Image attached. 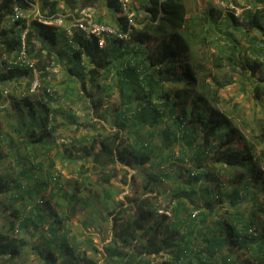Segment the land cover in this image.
Masks as SVG:
<instances>
[{
    "label": "trees",
    "instance_id": "trees-1",
    "mask_svg": "<svg viewBox=\"0 0 264 264\" xmlns=\"http://www.w3.org/2000/svg\"><path fill=\"white\" fill-rule=\"evenodd\" d=\"M97 1L0 0V83L31 75L30 68L14 63L4 70V64L17 57L24 31L27 56L44 83L38 97L15 100L14 105L20 106L9 131L0 132V264H26L29 253L39 260L31 264H97L89 255L99 252L95 244L87 237V249H79L82 240L71 232L66 209H55L61 196L54 190L58 176L42 172L45 160L52 163L51 157L44 156L55 145L51 135L57 128L58 112L45 100L51 96L44 79L52 46L59 38L67 42L68 70L75 74L79 69L83 89L87 81L95 89L106 88L100 79L113 78L119 90V100L110 111V126H118L115 132L106 131L101 123L87 122L84 126L94 130L88 144L72 139L68 147L55 151L60 157L74 155V160L82 161L79 183H87V191L94 184L108 199L110 179L123 173V181L128 180L126 167L135 169L131 179L141 173L147 177L146 189L171 177L167 166L182 168L177 174L181 183L174 186L167 204L156 202V194L146 195L113 211L106 249L117 258H107L104 264H133L136 255L140 263L154 264L153 258L163 252L171 264H264V151L216 106L217 91L233 81L231 76L222 82L213 76L217 91H211L208 84L200 88L205 75L184 35L193 22L185 15L183 0H140L146 19L140 28L132 25L129 29V17L121 13L116 30L127 32L122 39L106 33L100 38L75 27L68 33L59 29L62 26L43 22L60 15L63 3L76 10L78 5L92 7ZM255 1L264 4V0ZM30 3L36 4V18L29 22L24 13L13 17L14 7L24 11ZM106 5L119 12L118 0H106ZM212 13L210 9L208 14ZM244 16V21H238L233 12H225V20L236 29L264 33L263 5L246 10ZM5 22L12 25L7 28ZM213 61L216 68L223 66L222 56ZM246 65L255 75L256 63ZM165 81L170 83L167 88ZM259 87L255 85L256 96L264 93ZM88 95L94 97L91 92ZM121 127L132 129L130 138L121 133ZM224 174L231 189L222 186ZM258 191L263 192L261 201ZM75 196L62 195L67 201ZM224 196L229 206L224 205ZM247 197L250 204L241 206ZM37 198L49 208L46 216L37 203L31 205ZM89 201L87 195L85 204ZM161 207L169 208V213ZM192 208L199 211L191 214ZM45 221L48 228L43 233L38 225ZM34 230L46 239H28ZM119 246L128 248L118 250Z\"/></svg>",
    "mask_w": 264,
    "mask_h": 264
},
{
    "label": "rangeland",
    "instance_id": "rangeland-1",
    "mask_svg": "<svg viewBox=\"0 0 264 264\" xmlns=\"http://www.w3.org/2000/svg\"><path fill=\"white\" fill-rule=\"evenodd\" d=\"M235 1L234 3L232 0H183L186 10L185 15L193 22L186 28L184 35L188 37L194 61L203 66L205 78L202 79L203 82L200 83V88L208 84L210 90L214 91L216 86L212 83L213 76L216 78L215 80L221 82L231 76L233 80L231 83L220 87L218 91L216 90L219 95L216 106L235 122L248 139L256 142L258 149L264 151L262 133L264 132V93H260L258 96L255 94V85L260 86L258 90H264V82L260 81V78L264 77V33L258 29L250 32L236 29L230 25V21L225 20V12L231 11L238 18V21H244L246 10L254 11L256 7L264 6V4H258L255 0ZM78 7L80 9L70 10L64 3L62 4L59 16L63 18L64 24L63 27H59L60 30L67 29L71 23V17L76 14L75 12H78V17L89 15L93 21L115 29L119 26L118 16L121 13L133 19V27L135 28H140L147 16L144 4L140 3V0H118L119 12L116 9L109 8L106 5V0H98L97 4L92 7L81 5H78ZM210 9H213L214 13L208 14ZM23 13L28 16L29 22L38 16L34 6H29ZM4 25L8 28L12 25V22H5ZM51 50V58L48 60L47 67L49 73L44 79L50 89L49 95L51 98L46 97L45 100L49 101L53 108L58 109L55 122L57 128L51 135L55 145L51 146L44 156V158L51 157L52 163H50V159L45 160L46 164H44L42 172L46 173L49 170L53 175L58 176L54 190H59L61 196L59 206H56L55 209L60 211L66 209L71 232L76 234L79 240H82L78 248L87 249L88 237L99 250L98 253L91 254L90 252L89 255L95 259L97 264H104L107 258L110 260L117 258L106 249V245L111 241L113 211L117 207L130 205V202L133 203L130 200L132 198L146 195L156 194V202L167 204L168 198H173L174 186L181 183V179L177 177V174L182 171V168L174 165L167 166V169L171 172V177L158 180V182L152 183L151 189H146L143 184L146 182L147 177L141 173L131 179L135 169L126 167L128 177L126 182L123 181V173L110 179L108 186L111 191V198H103L101 190L94 184L91 187L89 186L92 191H87V183H79V169L82 161L74 160V155L60 157L55 151H61L64 145L68 147L72 139L76 140V143L86 141L84 144H88L91 141L88 136H91L94 130L84 126L87 122L101 123L107 128L106 131L114 130L115 132L118 126H110V111H112V105L119 100V90L117 85H113V78L100 79V82L105 83L106 88L95 89L87 81L85 89H83L81 87L83 78L80 76L79 69H75V74H71L68 70L71 63H69L70 50L67 47V42L63 38H59ZM215 56H222L223 66L221 68H216L213 65ZM245 62L256 63L255 75L251 73L247 65L245 66ZM31 80L32 76L28 74L0 83L1 133L9 131V125L12 124L16 116L17 107L20 106L14 105L16 99L19 100L24 96L34 98L40 95L43 81L40 80L41 87L32 93L29 90ZM164 83V88L170 86L167 81ZM89 92L94 94V97H89ZM131 130V128L121 127L120 131L130 138L132 132L129 131ZM83 135H86L88 140H83ZM79 139L80 141L77 142ZM154 142L158 145L160 143L159 138L155 137ZM237 142L242 144V141L238 140ZM176 148L177 144L173 149ZM226 178V174L221 176L222 186L231 189L233 185L228 186L225 182ZM91 180H94V174H91ZM50 185L53 186L52 183ZM238 188H240V185H238ZM240 191L242 192V190ZM72 193L76 195V199L72 201H67L66 198L62 197L63 194ZM87 195L90 198L88 205L85 204ZM262 197L263 192L258 191L257 198H260L261 201ZM223 198L224 205L229 206L228 198L225 196ZM249 199L247 197L246 200L240 202V205H249ZM185 200V204L190 207L186 197ZM197 200L201 202V199ZM50 202L52 201L50 200ZM34 203H37L38 210L46 216L49 211L47 205L38 198L31 205H34ZM42 207L45 208L42 209ZM161 210H166L169 213V208L161 207ZM71 211L72 214H70ZM198 211L199 209L192 208L191 214H196ZM207 222L209 221H205L204 224ZM38 228L46 233L48 222L45 221L43 225H38ZM27 236L28 239L36 242L46 239V235H39L38 230H34L33 233ZM127 248L119 246L118 250H126ZM147 257L150 256L145 258ZM132 260H134L133 264H142L139 262L138 255ZM38 261L33 254L29 253L26 264L38 263ZM153 262L154 264H171L167 260L165 252L154 257Z\"/></svg>",
    "mask_w": 264,
    "mask_h": 264
},
{
    "label": "built area",
    "instance_id": "built-area-1",
    "mask_svg": "<svg viewBox=\"0 0 264 264\" xmlns=\"http://www.w3.org/2000/svg\"><path fill=\"white\" fill-rule=\"evenodd\" d=\"M30 4L31 6L36 7V4H33V3H30ZM13 14H14L13 16L14 18H19L23 16V12L21 11L19 7H14ZM43 22L50 23V24L53 23L58 26H62L64 24L63 18L59 15L56 18L49 20V21L43 20ZM133 24H134L133 19L129 16V20H128L129 29ZM72 27L78 28L89 35L94 34L96 36H99L100 38L103 37L105 33L110 36H114L120 39L127 37V32H119L111 26L99 24L93 21L91 16L89 15L84 16V17H77L73 15L71 17V23L66 29L68 33L71 32ZM24 33L25 31L21 35L20 50L17 52L18 54L17 57L15 58V60H8L7 63L4 64V70L8 69L11 63L18 64L19 66L23 68H30L32 80L29 85V90L30 92L33 93L41 87V83H40V78L38 76V72L36 71L34 67L33 61H31L27 56L26 46L24 43ZM49 90L50 89L47 88V91ZM5 93H6V90H5Z\"/></svg>",
    "mask_w": 264,
    "mask_h": 264
}]
</instances>
